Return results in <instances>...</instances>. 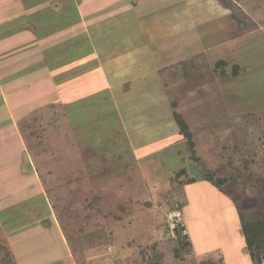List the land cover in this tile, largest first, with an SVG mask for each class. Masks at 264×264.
Masks as SVG:
<instances>
[{
  "label": "rangeland",
  "instance_id": "rangeland-1",
  "mask_svg": "<svg viewBox=\"0 0 264 264\" xmlns=\"http://www.w3.org/2000/svg\"><path fill=\"white\" fill-rule=\"evenodd\" d=\"M240 3L246 9L254 10L257 21H264V0H241ZM239 13L243 15L242 11ZM234 14L238 16L235 11ZM229 20L225 16L202 26L201 31L211 32L203 45L208 46L212 42V46L226 44L237 47L241 72L232 76L229 74L231 67L224 68L214 80L208 79L206 85L209 87L201 93L195 90L189 94L181 82H176L174 94L171 92L167 96L159 89L158 82H149V75L143 73L142 78L147 76L146 81L137 79L132 83L130 94L122 97L119 91L120 96L113 98L103 90L93 112L91 106L95 103H89L86 129L79 128L80 125L76 128L71 121L75 116L68 113L62 121L63 129L53 127L47 108L43 110L47 116L43 121L19 122L20 133L28 146L13 129L7 99L0 95V221L3 225L0 224V264H8L10 259L4 241L5 231L26 224L30 218L50 226L49 232L40 233L39 246L46 252L41 251L29 233L20 235L21 240L15 243L18 249L24 256L34 252L33 262L40 257L46 260L57 255L50 248L49 236L57 235L58 242L56 227L50 225L55 218L34 175L27 170L29 153L34 154L39 164L50 166L44 169L39 165L40 172L47 176L52 169L62 173L58 164L62 155L77 154V166L87 170L83 181L86 188L78 197L91 196L94 192L101 198L100 221H86L82 215L76 216L75 211L72 214L74 218L66 215L63 218L62 230L70 241L74 238L71 246L75 247L80 263L85 262L83 256L85 250L92 247L91 243L96 244L100 240L104 246L128 247L134 264L141 262L142 249L150 257L156 255L169 264H193L189 256L184 262L175 256L177 245L169 228L170 215L176 211L174 206L178 199L182 201L175 186L177 180H171V177L176 169L182 167L186 168L188 176L197 178V183L204 181L208 171L228 177L232 182V194L237 197L230 202L223 196V201H219L211 197L210 192L198 188L197 183V188L184 186L189 192L191 211L195 210L200 216L187 226L193 225V231L197 230L194 237L192 234L190 237L198 250L209 248L211 252L202 257H219L218 253L223 251L222 248L217 249L220 244H226V247L239 244L242 233L238 226L239 216L236 219L237 211L264 213V153L260 146L262 119L246 120L244 117L245 113L264 110V34L255 28L252 20L245 22L240 17L238 22L232 20L231 25L226 26L230 24ZM238 34L242 35V41L230 40L231 36ZM218 48L209 51L213 55L220 51ZM197 95L200 96L198 99ZM177 112L182 114L193 134L196 157L186 149L187 142L180 134L175 116ZM237 124L247 125L250 137L246 152H234L233 155V128ZM95 137L103 139V146L94 144ZM178 150L182 151L181 155ZM51 181L57 183L56 179ZM67 188L69 190V187L61 189ZM25 194L32 197L19 203ZM56 195L61 198L68 196L66 192ZM200 200L206 202L200 204ZM182 206L183 211L187 209L183 202ZM29 210H33L32 214ZM93 216L97 219L100 215L93 213ZM173 219L178 217L173 216ZM15 233H21V229ZM57 242L61 247L62 244Z\"/></svg>",
  "mask_w": 264,
  "mask_h": 264
},
{
  "label": "crops",
  "instance_id": "crops-1",
  "mask_svg": "<svg viewBox=\"0 0 264 264\" xmlns=\"http://www.w3.org/2000/svg\"><path fill=\"white\" fill-rule=\"evenodd\" d=\"M240 1L0 0V95L2 99H7V111L13 129L23 144L28 146L20 133L19 122L32 119L43 121L47 118L44 108L51 113L49 122L53 127L63 129L62 121L68 113L75 116L71 121L76 128L80 125L79 128L86 129L84 125L89 103H95L91 106L93 112L103 90H107L113 98L120 96L119 91L122 97L130 94L132 83L137 79L146 81L147 76L142 78L143 73L149 75V82H158L159 89L166 92L167 96L171 92V95L174 94L176 82H181L189 94L200 88L208 89L206 80L203 86H189L184 78L176 81V64L185 62L202 51L219 47L216 44L212 46V42L204 46L203 42L205 44L206 37L211 32H203L200 28L222 17L230 19V24H226L230 26L232 20L238 22L239 12L242 11L244 16L255 20V28L261 30L262 24L257 21L254 10L246 9ZM195 97L198 99L200 96ZM94 144L97 147L103 146V139L95 137ZM181 153L178 150V154ZM29 154L27 170L34 175L55 218L56 224L53 222L50 225L56 227L58 242L57 235L49 236L52 244L50 248L57 255L46 260L40 257L33 262L31 258L34 252L24 256L18 249L15 243L21 240L20 235L29 233L39 246L40 233L49 232V224H41L30 218L31 220H26V224L5 231L4 241L11 254V264H133L134 258L128 247L96 246L100 240L96 244L91 243L92 247L85 250L83 256L85 262H79L77 251L71 246L74 238L70 241L62 230L42 179L40 167L48 169L50 166L39 164L34 154ZM58 160L62 173L52 169V174L48 171L49 179L61 178L66 182L68 177L73 179L69 171L80 172L83 178L87 177V170L77 166V154H65ZM203 180L202 183H185L182 188L177 189L182 200L180 202L178 199L177 204L182 205L183 202L187 208L183 211L182 206L178 211L189 236L192 234L193 237L197 230L193 231V225H189L190 228L187 226L200 216L195 210L191 211L189 192L184 186L197 188V183L198 188L206 193L210 192L215 200L223 201V196L230 202L234 200L233 196L226 194L210 181L205 178ZM30 186L33 187L32 184ZM31 197L32 195L25 194L19 203H24ZM209 200L212 199L209 197ZM203 201L200 200V204ZM230 207L233 208L234 205L231 203ZM29 211L32 214L33 210ZM26 215L31 217L29 212ZM238 216L240 218L239 211L236 219ZM0 224L3 226L1 221ZM239 224L242 233L241 221ZM20 229L21 233L16 234L15 231ZM242 235L238 245L218 246L217 249H223L216 258L220 260V264H255L247 250L245 236L243 233ZM190 239L193 257L198 262L205 259L203 255L211 253L209 248L198 250L195 242L191 237ZM55 242L62 246L58 247ZM39 247L41 251H45Z\"/></svg>",
  "mask_w": 264,
  "mask_h": 264
},
{
  "label": "trees",
  "instance_id": "trees-1",
  "mask_svg": "<svg viewBox=\"0 0 264 264\" xmlns=\"http://www.w3.org/2000/svg\"><path fill=\"white\" fill-rule=\"evenodd\" d=\"M240 17H242L245 22L247 20H252V18H248L244 15H240L239 19ZM252 22L253 24H256L255 20H252ZM260 22L261 24H263V28L261 29V31L264 34V21L261 20ZM241 36L242 35L238 34L231 39L233 41H242L243 38ZM218 49H220V51H216L218 53H215L213 55L209 50H205L191 56L190 59L185 62L182 61L176 64L175 78H184L185 82H187L186 84H188L189 86H196V84H198L199 86H203L205 80V83L208 82V79L214 80V77H216L215 75H218L221 70L227 68L228 66L231 67L229 74H232V76L238 75L241 72V66L237 61V47H229L225 44L224 46L221 45ZM203 90V88H200L199 93ZM245 114L246 116L244 117L247 118L246 120H248L249 118L262 119L261 131L263 132V136L260 140V146L264 152V110L248 112ZM175 116L176 120L178 121V125L180 126V134L184 135L186 139L188 151L192 153L191 155L193 157H196L195 141L187 121L179 112H177ZM249 137L250 134L247 125L238 126L237 124V126L234 128L232 137V148L234 149L233 155H235L234 152H236L237 154L246 152L245 150L247 147V142L249 141ZM186 173L187 172L185 167L179 168L174 171L171 180H177L175 185L177 189L185 183H191L197 180L195 177L188 176ZM49 174H52V172L49 171ZM69 175H72L73 179L68 177V183L67 181L64 182L65 179L61 178L56 179L57 183H53L51 181L52 179H54L53 177L49 179V176L46 177L45 174H42V179H44V182L46 184L51 206L61 225H63L62 223L64 221V217L69 216L71 218H74L72 217L74 211L76 212V216L82 215L81 217L86 219V221H90L91 219H93V222H95L96 220L98 221L99 218L102 217V211L99 206V201H101V198L96 195V193H92L91 196L79 198V194L82 193V191H84L86 188L85 183L83 182L84 178L82 177L80 172L76 173V171H69ZM204 178L210 181L226 194L233 196V198L235 199L236 196L232 194L233 192L230 188L232 186V182L228 177L218 176L216 171H208L204 175ZM62 187H69V190L68 188L67 190H62ZM65 192L66 194H68V196L65 198H61L59 195H56V193ZM70 195L73 196V198H70ZM174 207L175 210H179L182 205L176 204ZM93 213H95L96 215L98 213L100 216L97 219H94V216L92 217ZM240 221L242 233L244 234L246 240L247 250L252 256L254 263L259 264L261 259L264 257V213L258 211L247 213L241 210ZM184 230L187 231L185 222L184 224H182L181 222L176 224L175 236L173 237L177 245L175 247L176 257L184 262V260H186V256H189L192 258V261L194 262L193 264H220V260H217L214 257H208L198 262L192 254L193 247L190 236L188 232L184 233ZM103 243L104 242L100 241L96 246H99ZM153 249L155 250V247H153ZM9 255L10 259L8 260V264H11V254L9 253ZM140 255L142 257L141 262H135V264H169L166 263L163 258L156 257V255L150 257L143 249L140 251Z\"/></svg>",
  "mask_w": 264,
  "mask_h": 264
},
{
  "label": "built area",
  "instance_id": "built-area-1",
  "mask_svg": "<svg viewBox=\"0 0 264 264\" xmlns=\"http://www.w3.org/2000/svg\"><path fill=\"white\" fill-rule=\"evenodd\" d=\"M174 215H170V223H169V228H170V234L172 235V237L175 236V226L177 223L181 222L182 224H184V220L182 218V215L181 213L176 210V211H173ZM173 216H176L178 217V219H173ZM187 231L184 230V233H186ZM259 264H264V257L261 259L260 263Z\"/></svg>",
  "mask_w": 264,
  "mask_h": 264
}]
</instances>
